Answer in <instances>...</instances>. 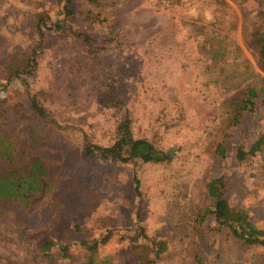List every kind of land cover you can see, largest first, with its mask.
I'll list each match as a JSON object with an SVG mask.
<instances>
[{"label":"rangeland","instance_id":"1","mask_svg":"<svg viewBox=\"0 0 264 264\" xmlns=\"http://www.w3.org/2000/svg\"><path fill=\"white\" fill-rule=\"evenodd\" d=\"M64 5L0 0V137L25 151L22 164L43 165L52 186L28 208L0 201V264H87V241L97 244L94 264H146L160 243L168 248L154 264H264V247L211 211L224 195L264 230V150L237 157L264 134L253 41L264 0H76L68 16ZM41 16L66 22L41 39ZM127 122L172 161L84 155L86 141L112 146ZM44 238L70 257L44 262Z\"/></svg>","mask_w":264,"mask_h":264},{"label":"trees","instance_id":"2","mask_svg":"<svg viewBox=\"0 0 264 264\" xmlns=\"http://www.w3.org/2000/svg\"><path fill=\"white\" fill-rule=\"evenodd\" d=\"M76 0H59L60 3H65V16L70 13V6ZM91 4H97L98 0H87ZM66 21L59 20L54 26L49 25L47 17L41 16L36 23L37 31L42 39L44 37V29L59 30L64 27ZM55 27V28H54ZM77 37H84L85 42L90 46V37L82 33L76 34ZM40 39V40H41ZM254 43L259 48L260 63L264 68V32L253 36ZM41 47V44H39ZM36 50L30 59L26 69L32 68L37 64ZM23 70V71H25ZM21 74V72H20ZM16 74V75H20ZM15 75V76H16ZM14 76H12L13 78ZM257 95L256 90H252L250 97L244 101L246 105L251 98ZM32 108L37 115L46 118L45 110L36 102H32ZM264 150V134L251 146L248 152L243 149L238 150V160L244 161L249 156L254 157L259 151ZM19 148L13 142H8L0 137V160H3L0 167V201L13 200L28 208L33 200L47 195L52 186L48 183L49 172L43 165L38 162L22 164L26 158V153L23 150L19 152ZM84 155L86 157H95L101 160L119 161L121 163H137L138 161L148 164H160L172 161L174 155L171 151H163L156 147V145L144 138H136L132 135L129 123L121 126L117 140L112 146L102 147L99 145H92L86 141L84 147ZM136 183V193L140 197V181L137 177L134 179ZM219 183L223 181L218 180ZM212 213L215 216L216 222L221 226H226L230 229L233 236L249 245H256L264 247V230L260 229L249 217L248 212L241 208H234L221 195L212 207ZM86 251L91 254L90 261L87 264H94V257L97 250V244L90 241L84 242ZM38 250L40 257L44 262H53L55 256H60L62 259L70 257L68 248L60 246L53 238H44L41 240ZM167 245L160 243L159 248L154 254V259L145 258L146 264H154L159 259L160 254L167 251ZM57 253V255H56Z\"/></svg>","mask_w":264,"mask_h":264}]
</instances>
